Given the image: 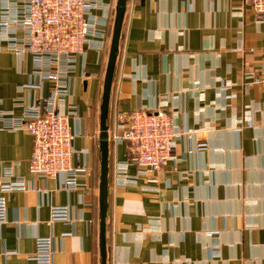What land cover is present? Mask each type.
Here are the masks:
<instances>
[{
    "label": "crops",
    "instance_id": "1",
    "mask_svg": "<svg viewBox=\"0 0 264 264\" xmlns=\"http://www.w3.org/2000/svg\"><path fill=\"white\" fill-rule=\"evenodd\" d=\"M7 2L0 0V21ZM10 29L0 27V113L20 117L52 83L30 54L11 49ZM110 45L87 48L70 79L75 164L91 170L82 186L33 175L32 135L3 129L0 120V175L12 167L30 184L5 194L0 264H37V237H53V264H102L101 105ZM262 65L264 22L243 0H128L107 125L116 128L118 112L161 108L176 113L180 137L157 184L129 162L125 143L111 141L106 264H264V84L245 79L261 77ZM29 83L41 87L24 88ZM54 206H68L69 220L52 221Z\"/></svg>",
    "mask_w": 264,
    "mask_h": 264
},
{
    "label": "built area",
    "instance_id": "2",
    "mask_svg": "<svg viewBox=\"0 0 264 264\" xmlns=\"http://www.w3.org/2000/svg\"><path fill=\"white\" fill-rule=\"evenodd\" d=\"M243 1L264 22V0ZM115 3V0H8L0 21V27L11 28L7 36L11 49L19 55L30 54L37 73L52 83L50 94L26 105L22 116L0 113L2 128L30 133L33 137L30 172L44 179L62 176L63 187L68 189L82 186L80 178L91 173L80 159L75 164L81 152L75 147L71 123L77 109L68 101L70 79L87 48L101 51L108 48ZM262 69L261 77L247 72L245 79L251 84H264V65ZM25 87L39 89L41 85L29 83ZM68 105L70 108L63 110ZM175 117V112L161 108L117 113L116 128L110 131L111 141L126 144L129 162L141 169L148 183L157 184L159 174L174 158L180 137L175 132ZM29 186L26 178L16 175L12 167L0 175V225L8 222L5 194L25 191ZM68 220V206L52 208V221ZM53 255V237H37L32 256L36 263L53 264Z\"/></svg>",
    "mask_w": 264,
    "mask_h": 264
},
{
    "label": "water",
    "instance_id": "3",
    "mask_svg": "<svg viewBox=\"0 0 264 264\" xmlns=\"http://www.w3.org/2000/svg\"><path fill=\"white\" fill-rule=\"evenodd\" d=\"M128 0H118L116 4V13L113 23V31L111 36V45L109 51V59L106 68L103 97L101 105V133H100V152H101V176H100V244L102 264H106V217L108 211L109 196V155H110V130L107 125L110 112L111 90L114 81L116 63L118 59L120 40L122 35L123 22L127 10Z\"/></svg>",
    "mask_w": 264,
    "mask_h": 264
},
{
    "label": "trees",
    "instance_id": "4",
    "mask_svg": "<svg viewBox=\"0 0 264 264\" xmlns=\"http://www.w3.org/2000/svg\"><path fill=\"white\" fill-rule=\"evenodd\" d=\"M113 22H114V18H113ZM112 31H113V29H112Z\"/></svg>",
    "mask_w": 264,
    "mask_h": 264
},
{
    "label": "rangeland",
    "instance_id": "5",
    "mask_svg": "<svg viewBox=\"0 0 264 264\" xmlns=\"http://www.w3.org/2000/svg\"><path fill=\"white\" fill-rule=\"evenodd\" d=\"M112 33V32H111ZM111 43V42H110ZM110 45V44H109Z\"/></svg>",
    "mask_w": 264,
    "mask_h": 264
}]
</instances>
